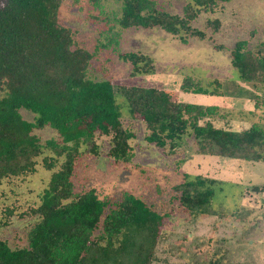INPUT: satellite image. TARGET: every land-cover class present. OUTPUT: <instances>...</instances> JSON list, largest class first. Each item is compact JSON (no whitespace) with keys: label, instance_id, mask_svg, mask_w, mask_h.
<instances>
[{"label":"rangeland","instance_id":"1","mask_svg":"<svg viewBox=\"0 0 264 264\" xmlns=\"http://www.w3.org/2000/svg\"><path fill=\"white\" fill-rule=\"evenodd\" d=\"M154 1L159 10L181 18H186L183 8L189 4L187 30L171 34L159 26L120 28L114 20L121 12L120 0H61L57 21L71 29L72 48L92 54L87 77L117 87L112 109L134 134L129 142L132 155L128 162L114 161L108 155L110 138L99 131L94 134L98 149L93 154L80 129L69 126L62 135L45 125L27 132L42 149L24 166L29 154L12 152L13 130L0 132V240L8 246L25 244L36 220L32 209L41 203L43 190L66 161L68 150L76 149L74 192L94 188L111 203L128 192L163 216L158 239L133 223L119 233L94 239L80 264H264V188L252 189L264 185V162L197 154L189 130L175 150L159 148L145 141L146 123L140 115L148 114L157 101L168 108L185 102L214 107L210 114L197 116L200 124L238 131L252 124L264 126V83L244 81L231 62L235 42L246 41L247 48L264 43V0H215L206 8L194 0ZM213 19L217 25L207 24ZM109 36L117 44L109 45ZM126 52L144 58L135 63L142 72L135 73L132 64L119 57ZM131 86L155 91L139 93L132 104L118 91ZM38 99L36 107L43 118L52 117L61 101L53 95ZM19 112L24 123L14 130L18 140L28 137L25 127L34 122L32 112ZM181 117L191 119L189 113ZM49 158L55 164L46 168L44 159ZM31 165L32 172L3 176L7 171H28L24 167ZM185 173L189 180L198 176L190 184L194 189L199 177L215 180L209 208L190 210L179 202L175 187L187 180ZM60 222L50 218L52 225H65Z\"/></svg>","mask_w":264,"mask_h":264},{"label":"trees","instance_id":"2","mask_svg":"<svg viewBox=\"0 0 264 264\" xmlns=\"http://www.w3.org/2000/svg\"><path fill=\"white\" fill-rule=\"evenodd\" d=\"M214 1L194 0V4L206 8L212 7ZM120 2V15L114 17L120 28L159 26L171 34L188 28L189 4L183 8L186 18H181L159 10L154 0ZM60 3L61 0L0 1V132L13 130L9 136V141L14 144L12 152L16 155L25 150L29 154L24 166L42 149L38 140L29 137L27 132L45 125L62 135L69 126L80 129V135L90 144L93 154H97L98 149L94 134L99 131L110 138L108 155L116 162H128L132 155L129 142L134 134L123 126L119 114L112 109L117 87L109 81L87 77L92 54L72 48L71 29L57 21ZM210 23L217 25L218 21L213 19L207 24ZM192 34L203 36L200 31ZM113 42L117 44L116 39L109 36L107 43ZM119 57L129 61L135 73L142 72L135 63L144 60L143 57L129 52L119 54ZM231 62L244 81L264 83V43L247 48L246 41L235 42ZM118 89L132 104V98L139 93L155 91L135 86ZM51 95L60 97V105L52 117L43 118L36 107L38 98ZM182 103V106L168 108L157 101L149 107L148 114H140L146 123L145 141L173 151L181 136L189 130L197 154L264 162V126L252 124L238 131L215 127L210 122L200 124L197 116L210 114L214 107ZM20 109L32 112L34 122L26 125V131L23 129L28 137L21 136L18 140L14 130L24 123ZM184 113H189L191 119H183ZM76 152V149L68 150L66 161L51 176L48 188L43 190L41 203L32 209L36 220L27 231L25 244L10 247L5 240H0V264H80L94 239L119 233L133 223L149 233L152 239H158L163 216L151 210L139 197L124 192L119 201L111 203L100 198L94 188L79 193L73 191L71 177L73 153ZM44 162L46 168L55 164L50 158ZM24 168L28 171H7L9 174L3 176H17L34 170L32 165ZM183 179L187 180L175 187L180 192L179 202L190 210L203 205L209 208L215 180L199 177L195 182L197 189H194L190 185V175L183 174ZM262 188L264 185L252 186L255 192ZM50 218L65 225H52Z\"/></svg>","mask_w":264,"mask_h":264}]
</instances>
